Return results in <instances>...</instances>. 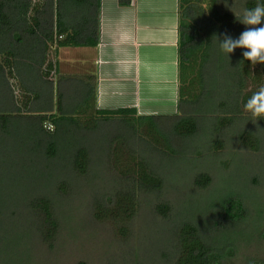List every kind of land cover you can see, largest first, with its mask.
Wrapping results in <instances>:
<instances>
[{
  "label": "trees",
  "instance_id": "16d2710c",
  "mask_svg": "<svg viewBox=\"0 0 264 264\" xmlns=\"http://www.w3.org/2000/svg\"><path fill=\"white\" fill-rule=\"evenodd\" d=\"M119 3L128 5L130 0H119ZM255 4L256 0H177V113L138 118L124 109H92L91 112L88 105L91 93L79 86L75 104H71V97L67 99L66 87H63L64 92L60 89L55 92L54 102L51 88L57 65L48 61L49 52L55 54L63 47L96 45L98 0H0V136L5 140L15 134L12 125L19 116L28 120L25 127L30 131L22 134L21 140L24 150L28 155L30 150L35 151V162L45 161L37 169L45 174L44 180L52 178L51 186L55 185L53 177L57 173L53 160L56 168L65 165L75 178L85 175L90 161L81 153L85 150L74 138L76 131L82 130L80 126L86 130L85 123L99 125L111 119L148 122L149 146L166 157L185 156L186 143L191 142L196 149L191 156L212 160L213 165L224 150H228L229 157L247 152L257 158L261 138L256 126L264 127V120H252L243 104L264 85V64L250 65L243 59L244 49H234L227 58L215 39H222L224 35L237 38L245 30L238 22L241 11ZM60 79L63 78L55 81L57 85ZM17 94L22 97L19 101ZM43 99L47 108H41ZM53 105L56 112L52 110ZM84 114H88L85 121ZM46 121L53 126L51 132L42 127ZM161 122L168 125L156 130L159 129L157 123ZM3 143L0 142V165L5 168L2 173L0 167V264H13V260L14 264H52L56 253L61 250L62 253L71 242L70 238H64L59 245L61 250L57 247L58 201L43 185L39 195L29 191L16 197L9 184L15 181L11 178L13 172L16 175L19 172L12 170V159L8 158L10 155ZM125 150L132 161H137V149ZM50 162L54 174L48 169ZM139 165L137 161L134 169L118 170L112 177L117 186L91 199V219L121 225L117 231L123 238L129 235L125 227H131L139 218L147 196L161 193L165 186L164 177ZM206 171L201 167L195 170L189 182L198 192L213 188L210 203L213 202L211 207L215 212L210 229L219 240L205 236L189 219L199 206L198 201L190 200L181 213L177 211L175 218L167 205L158 204L156 213L170 221L163 226V231L154 232V238L159 237L156 243L142 244L145 242L142 235L129 245L132 256L126 261L128 264H237L231 245H235L234 238L238 237L240 229L239 239L249 235L243 229L244 221L250 217L249 190H232L230 185L218 190L219 185H213ZM247 171L245 168L242 172ZM22 177L19 181H23ZM263 185L262 177L256 187V200ZM22 195L32 198L20 203L16 199ZM259 204L256 203L258 209ZM69 254H73L71 250ZM244 262L249 264L248 260ZM76 264L88 263L78 261Z\"/></svg>",
  "mask_w": 264,
  "mask_h": 264
},
{
  "label": "rangeland",
  "instance_id": "374dc122",
  "mask_svg": "<svg viewBox=\"0 0 264 264\" xmlns=\"http://www.w3.org/2000/svg\"><path fill=\"white\" fill-rule=\"evenodd\" d=\"M55 59H57V55L49 52L48 61L55 62ZM58 59L59 64L57 66L60 72V69L62 70L61 65L66 61L62 62L63 60L60 57ZM74 80L75 78L68 76L67 80L60 79L58 85L57 82H53V87L50 86V88L54 93V102L56 100L55 92H64L63 87H66L69 90L67 99L71 97V104L76 103V99L79 97V87ZM17 99L19 101L22 97L17 94ZM41 105V108H47L44 99ZM52 110L56 112L54 105ZM87 116L88 114L82 116L83 121L87 119ZM26 123L28 125V120L19 116L12 125L15 134L5 140L4 136H0V142L4 141V148L10 155L8 158L12 159V170L19 172L17 175L13 172L11 178L15 181L9 184L13 187L16 197L20 193H30L29 191H35L39 195L42 192L43 188L41 186L43 185L45 190L49 189V193H53L58 201L59 210L57 214L60 229L57 247L61 250L59 245L64 238V240L70 238L71 242L65 246L62 253V250L56 253V256L52 258V264H76L78 261H84L88 264H128L126 261L132 256L131 246L129 245L137 240L138 236H144L145 242L142 244L149 245L152 243L151 241L156 243V239L159 237L155 239L154 232L163 231V226L168 225L170 220L161 219L155 211V206L158 204L167 205L174 217L177 215V211H180V213L183 211L182 207H185L190 200L198 201L197 205L199 206L195 207V211L189 216V219L202 230L205 236L218 241L219 237H214L210 229V225L213 226L211 219L215 212V209L211 207L213 202L210 203L214 196L212 194L214 190L212 188L211 190L207 189L204 193L198 192L189 182L192 174L200 167L205 168L206 172L211 175L214 186L219 185L218 190L229 187V185L233 187L232 190H249L247 207L250 217L244 221L246 227L243 228L248 231L249 235L243 237L244 239H239L238 237L241 236L239 232L242 231L240 229L237 233L238 237L234 238L235 242L233 244L235 245H231V248L235 250V262L237 264H245L244 260H248L249 264L256 261L264 264V185L257 192V200L255 197L256 187L262 181V177L264 179V127L256 126V133L261 138V152L257 158L247 152L237 153L229 157L228 150H224L222 156L216 161L217 163L213 165L212 160L191 156L192 151L196 150L195 145L191 142L186 143L185 156L171 158L159 154L155 148L150 147L148 144L147 138H150L151 134L147 133L146 125H148V122L145 120H134V123H132L131 121L111 119L101 122L99 125H97V122L85 123L83 125L87 127L86 130L83 126H80L82 130L76 131L77 133L74 135L76 142L85 150L84 152L81 150V153H84L88 157L86 159L90 161L86 164L85 175L82 178H75L73 172L69 171L65 165H63V168H56V161L53 160L51 161L52 166L57 170V173L53 177L55 185L51 186L50 181L52 178L44 180L45 174L37 169L42 167L45 161L39 159L35 162L34 156L36 153L33 154L35 151L31 148L32 150L28 155L24 150V144L21 141L22 134L30 131L27 129L28 126L25 127ZM30 124L32 123L30 122ZM157 124L159 129L156 130H161V127L166 128L168 125L166 122ZM42 127L48 132L53 130V126L48 121L44 122ZM122 145L129 151L133 149L136 151L137 149L139 156L137 161L140 162V167L153 169L165 178V186L161 193L149 194L140 211L139 218L131 227H125L127 232L129 229V235L126 238L120 236L117 231L119 224L115 225L109 221L95 222L90 217L92 196L101 195L116 187L117 185H115V180L112 177L118 173V170L127 167L128 169H134L136 167L137 161L130 159ZM11 155H13V158H11ZM65 156L67 159L68 156ZM51 162L48 169L52 173ZM0 167L3 173L5 168H2V165ZM245 168L248 171L244 173L242 171ZM21 176H23V181H19ZM28 197L30 201L32 196L29 195H22L16 200L20 203H26ZM258 202L260 203L258 207L262 210L256 207ZM173 217H170V219L172 220ZM70 250L73 254H69ZM16 251L26 255L25 252L18 249ZM12 252L14 253L15 250H12ZM150 255L157 257V254L150 253ZM14 261H12L13 264ZM149 262L150 258L147 255V263Z\"/></svg>",
  "mask_w": 264,
  "mask_h": 264
},
{
  "label": "crops",
  "instance_id": "0c3cea01",
  "mask_svg": "<svg viewBox=\"0 0 264 264\" xmlns=\"http://www.w3.org/2000/svg\"><path fill=\"white\" fill-rule=\"evenodd\" d=\"M97 19L95 46L56 51V65L59 57L66 62L53 82L75 78L89 89L91 110H130L138 118L176 114L177 0H98Z\"/></svg>",
  "mask_w": 264,
  "mask_h": 264
},
{
  "label": "clouds",
  "instance_id": "9594fccd",
  "mask_svg": "<svg viewBox=\"0 0 264 264\" xmlns=\"http://www.w3.org/2000/svg\"><path fill=\"white\" fill-rule=\"evenodd\" d=\"M238 22L245 26V30L237 38L224 35L216 39L221 53L228 58L234 49H244L243 59L250 65L264 64V0H256L252 8H244ZM244 110L252 120H264V85L244 102Z\"/></svg>",
  "mask_w": 264,
  "mask_h": 264
}]
</instances>
